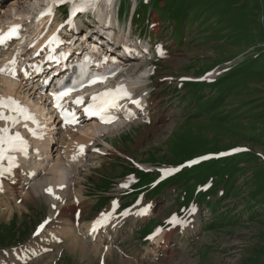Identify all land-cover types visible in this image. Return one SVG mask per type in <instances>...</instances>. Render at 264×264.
Masks as SVG:
<instances>
[{
    "label": "rangeland",
    "instance_id": "1",
    "mask_svg": "<svg viewBox=\"0 0 264 264\" xmlns=\"http://www.w3.org/2000/svg\"><path fill=\"white\" fill-rule=\"evenodd\" d=\"M16 1L3 3L10 6L0 23L9 22L17 12L16 19L27 21L28 46L33 12L41 6L20 0L23 5L12 7ZM126 1L122 0L121 13ZM133 3L138 7L135 34L150 33L154 46L166 51L161 57L149 54L148 65L154 69L141 83L150 92L151 119L107 135L104 140L110 147L96 142L104 154L89 159V170L81 171L79 183L62 203L39 185L22 186L25 173L20 168L6 173L7 178L0 176V187L4 184L0 202L12 198L0 208V264H264V0ZM67 16V7H62L52 22L63 26ZM151 22L160 23L154 34L148 28L154 25ZM171 34L175 38L170 39ZM16 45L4 49V58H12ZM214 72L217 78L211 82L197 80L211 78ZM183 78L188 81L177 88L173 81ZM229 151H234L232 156L186 168L193 159ZM132 166L144 172L137 185H144L140 190L130 192L136 185L130 190L120 186L102 194L94 188L102 178L114 180L107 188L120 185L133 175ZM165 170L174 175L163 180ZM211 175L217 189L201 194L199 185ZM221 182L225 186L219 187ZM97 187L105 189V181ZM59 188L53 186L55 192ZM219 196L214 207L204 206ZM113 202L121 205L119 239L105 247L81 237L88 225L84 222L109 212ZM191 204L195 211L180 219L182 224H169ZM128 207L132 208L124 211ZM145 208L142 219L133 220ZM44 220L45 231L35 236ZM160 227L163 242L152 244ZM69 234L88 247H73Z\"/></svg>",
    "mask_w": 264,
    "mask_h": 264
},
{
    "label": "bare ground",
    "instance_id": "2",
    "mask_svg": "<svg viewBox=\"0 0 264 264\" xmlns=\"http://www.w3.org/2000/svg\"><path fill=\"white\" fill-rule=\"evenodd\" d=\"M55 1L56 0H42V3H40V1H35V2H36V6L37 5L44 6L45 5L44 3L52 2V4L50 5L52 6L55 4ZM103 1H106L105 5L109 7V9L112 11V7L114 6L113 4L115 0H110V2L109 0H103ZM19 2L20 0L16 1L15 5H13L12 7H18V5H23L22 3ZM36 12L37 9L36 11L33 12V14H35ZM40 13L41 12H38L37 16H35V18L33 19L34 25L32 28H30L31 31L34 29V36L30 39L29 42V45H31L32 49L31 51L30 49H28L22 55L19 54L24 49L23 48L24 46H22V44L26 42L27 34H28L26 28L24 27L23 18L20 17L19 19H16L15 17H18L17 15H19L16 12L14 13L15 16L11 18L9 17L8 23L6 24L0 23V33L3 30H6L12 23L19 25L20 26L19 28L21 29L20 34H21V38L23 37V39L18 42V45H16L15 54L12 55V58L10 59V60L15 59L16 72L20 71V66L22 68L24 67L25 70L27 71L28 63L24 66L23 65L24 62L18 63V61H21L24 58V56L29 55L31 52L36 53L42 50L44 44H47L51 41L53 33L56 30L62 31L63 29L64 31H66L73 24V22L67 18L65 25L63 27H60L58 25H52L51 20L56 16V13L52 14L53 13L52 11H48L43 16L42 19L39 18ZM4 16H6V11L4 9V6L0 5V17L3 18ZM84 20L88 21L87 19ZM46 28H47V33H44ZM25 32H26V36L24 35ZM82 32L86 34V32H84V29ZM91 42L95 44L94 39H91ZM117 42H122L125 45L128 44V41L125 40L124 38H120L119 40H117ZM118 44L119 43H117V45ZM111 50L114 51V48H112ZM138 54L145 56V54L140 51L135 52L132 57L131 56L129 57V59L126 61L125 67H123L121 70L122 71L126 70L125 72L127 78L133 79L129 81L130 85L132 86V88L130 89V93H131V97H133L132 99L138 100L139 103L138 104L133 103L132 100L128 99L126 104L123 103L118 108V112L121 115V117L126 119L121 121L120 124H117L115 128H103L97 125L94 121H88L85 119L81 120L79 125L74 129H70V127L69 129L68 127H63L61 125V121L57 114H55L53 111L51 112L49 109H46V106L41 102V100H35L38 97L37 94L30 92L29 87H27L28 84L23 81V78L12 79L9 75L0 73V96H4V97L12 96L15 100L20 102L23 105V107L26 108L30 112V114L34 116L35 120L38 122L34 124L31 120L21 119L20 122L15 125L17 130L21 129L20 131L23 137L25 138V140L27 141V145H28V150L26 155L21 153H14V155L16 156V165L24 162L25 164L24 166L28 169V173L25 176L24 182L28 183L31 189L39 185L40 189L44 193L45 189H47L48 186H52L53 189L54 185H57L58 187L59 185L60 186L63 185V187L62 188L60 187L58 191L55 192L53 190V194H51L50 198H54L56 195L60 197V199L57 200H59L61 203L64 202V200L67 198L69 194V190L67 188L70 187V191H71L72 188L71 184L73 182L76 183L80 180L78 171L88 167L89 162L85 160L88 152L90 151L89 148L92 147L93 142L102 141L107 147L108 144L103 139L105 135L107 134L110 135L112 134L113 131L119 132L124 128L123 126L124 124L129 125L130 122L131 124L140 123L145 119L144 116L147 113L146 105L144 109H140V103H141L140 99L143 96H145V92H143L144 89L141 86V83L143 78L149 77L151 73V69L146 68L144 71L141 69V67L144 65L141 61L136 59L138 57ZM0 58L3 59L2 60L3 66L7 65L8 62L10 61L4 58V54L2 55V53ZM164 101L166 100L164 99ZM7 114H8L7 111H5V115ZM47 116L49 117L47 118ZM149 116L151 119V115ZM2 124H6L7 127L11 126L5 120H0V128ZM25 125H27V127H25ZM28 129L34 130L36 134L33 135ZM74 139H76L77 142L75 143L74 149L71 151L67 150L66 147H63L61 144L62 142L66 144L71 143V141ZM80 145L84 146V151L82 154L80 153V148H79ZM7 165L8 162L6 160L0 163V167ZM13 170L14 169H12V171ZM10 174L12 175V173ZM4 177L6 176L4 175ZM132 183L133 181L129 180L128 184H124V186L126 187L130 186ZM2 187H0V189ZM78 193L81 195L82 191L79 190ZM11 200L12 198H6V200L3 201V203L0 202V208H4L8 203H10ZM102 218L104 220H108L109 216L105 215ZM101 224L96 225L95 231H92L93 227L89 229V231L86 232L87 233L86 236H88V238L89 237L96 238L98 244H110L112 242L115 243L119 239V235H121L122 232L120 230H112L113 232L111 234H106V236H104V233H106L107 231L106 225H103V227H101V230L97 231V227L100 226ZM71 234H69L68 237L69 240H71L70 242L73 247H78V248L88 247L86 243H82L78 241L75 235H73L75 236V238L71 239L70 238ZM81 237L84 238V235H81ZM162 239L163 238H160L159 240L162 241ZM159 240H157V242ZM80 250L78 249V251Z\"/></svg>",
    "mask_w": 264,
    "mask_h": 264
},
{
    "label": "snow or ice",
    "instance_id": "3",
    "mask_svg": "<svg viewBox=\"0 0 264 264\" xmlns=\"http://www.w3.org/2000/svg\"><path fill=\"white\" fill-rule=\"evenodd\" d=\"M58 3H69L71 4V13L70 15L74 16L77 12L86 11L91 8L95 11L98 0H56ZM110 2V0H109ZM50 11V10H49ZM19 25H13L9 28L7 33L0 35V45H3L5 41L8 39L18 36ZM0 73L9 75L13 79L17 78V73L15 70V59L10 60L7 65L4 67H0ZM95 82V81H93ZM70 89L67 91H61L58 93H54V98L57 101V108L61 110V117L65 124L75 123L77 122V118L75 113L72 111H67L63 109L59 103L60 99L66 95ZM128 98L132 100L131 95L127 92L123 86H120L117 89L106 90L103 93H99L94 95L91 98V102L85 108V112L90 115H100L102 122L110 123L111 117L105 118L102 114L109 108L115 105L116 101L119 99ZM133 103H139L138 100H132ZM74 103H83L82 98H77ZM5 111H7V115H5ZM21 118L24 120H31L34 124L38 123L34 116L28 113V110L22 107L17 100H15L12 96H0V120H5L12 127H14L17 123L20 122ZM27 127V125H25ZM33 135H35V131L32 129H28ZM80 153L82 154L84 151V146L80 145ZM28 150L27 141L21 137V135L17 133H11L10 127L0 128V161L6 160L8 162L7 167H0V176L5 175L10 172L13 167H16V156L14 153H21L26 155ZM75 158V157H74ZM172 170H165V172H169ZM63 185H61V188ZM45 191L49 194H53V189L51 187L45 189ZM56 199H60V197L56 196ZM54 207V206H53ZM147 209L141 210L140 215H143ZM191 211H195V209H191ZM78 215V213H77ZM105 222L104 220H97L93 226L92 231L96 230V225ZM173 224H182L181 221L177 217H173L171 220ZM43 227V225H41ZM159 232V229H157Z\"/></svg>",
    "mask_w": 264,
    "mask_h": 264
},
{
    "label": "trees",
    "instance_id": "4",
    "mask_svg": "<svg viewBox=\"0 0 264 264\" xmlns=\"http://www.w3.org/2000/svg\"><path fill=\"white\" fill-rule=\"evenodd\" d=\"M233 160H234V159H233ZM233 160H232V161H233ZM234 161H235V160H234ZM233 173H234V171L232 170V171L230 172V174H233ZM221 185H224V186H225L224 182H221V183L219 184V186H221ZM228 191H229V190H228ZM227 193H228V192H227ZM215 203H216V201H215V202H209V203H208L209 208L214 207ZM261 204L264 205V199L262 200Z\"/></svg>",
    "mask_w": 264,
    "mask_h": 264
}]
</instances>
